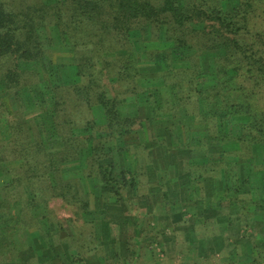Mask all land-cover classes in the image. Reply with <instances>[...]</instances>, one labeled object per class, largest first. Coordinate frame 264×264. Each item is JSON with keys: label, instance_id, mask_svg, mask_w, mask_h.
I'll use <instances>...</instances> for the list:
<instances>
[{"label": "trees", "instance_id": "trees-1", "mask_svg": "<svg viewBox=\"0 0 264 264\" xmlns=\"http://www.w3.org/2000/svg\"><path fill=\"white\" fill-rule=\"evenodd\" d=\"M157 197L236 232L195 229L184 264H264V0H0L8 219L68 221L80 264H162L124 251Z\"/></svg>", "mask_w": 264, "mask_h": 264}, {"label": "crops", "instance_id": "crops-1", "mask_svg": "<svg viewBox=\"0 0 264 264\" xmlns=\"http://www.w3.org/2000/svg\"><path fill=\"white\" fill-rule=\"evenodd\" d=\"M163 199L157 197V200H153L148 204L146 203L143 207L135 208L129 213L130 215L132 214L130 218L133 220L139 217L140 231H138V237H134L136 236L135 233H137L135 225L131 223L128 225L129 230L127 232L128 238L126 244L129 241L128 243L131 247L129 249H124L127 254L133 253L134 249L139 251L141 246L152 244L154 247L153 249L149 246L145 249L155 251L162 261V264H164L165 259L169 258L189 260L186 256L193 254L192 248L180 246L177 250L176 247L179 241L177 234L180 231L183 232L184 239L181 242L182 244L184 243L185 246L189 240L195 237V229L198 231H202L203 229L215 231L214 234H220V230L222 229L226 231V235L231 234L230 237L236 235L233 226L226 228V219L221 218V212L213 208H206L205 205L204 207L200 206L201 204L197 206V208L192 207V210L188 209L190 210L189 213L183 216L181 220L183 224H180L179 215L182 209L179 210L177 200L175 201V208H173L172 211L165 206L164 208L161 207L160 204L166 201ZM198 208L201 210L199 211ZM55 210L62 215L56 208ZM67 214L68 213L64 214V216ZM200 214L202 215L200 216ZM197 216H200V219L197 220L198 222L203 221V219L207 220L203 221L204 224H195V217ZM215 218L218 219L215 220ZM213 219L215 221H213ZM197 221L196 223H198ZM61 223L63 229L59 230L58 237L53 235L55 239L52 240V231L48 225H45L44 221L39 224H34L32 222L19 221L13 218L8 219V214L4 211L3 207H0V264H51L52 257L50 248L52 244H58L56 247L59 253L58 264H80L79 250L81 247H79V245H81V234L80 232H75L73 225L68 221H62ZM203 225H205V227ZM166 226L169 227L164 230ZM219 226H221L220 230ZM80 227H82V223H79V230ZM250 231L252 230L249 229V232ZM163 232H166V234H163ZM213 237L214 236H207L205 242L210 243ZM67 240H74L75 243H71L70 241L68 244ZM77 240L79 241L78 243L76 242ZM158 240H162L165 246L167 245L164 248L165 250H163L162 245L157 243ZM168 245H174V248L170 249ZM139 252H141L140 260L147 258V256L144 255V249ZM171 253H174V256H169Z\"/></svg>", "mask_w": 264, "mask_h": 264}, {"label": "rangeland", "instance_id": "rangeland-1", "mask_svg": "<svg viewBox=\"0 0 264 264\" xmlns=\"http://www.w3.org/2000/svg\"><path fill=\"white\" fill-rule=\"evenodd\" d=\"M159 194L158 196H163L162 195V189L161 190H158V191H156V194ZM171 200V199H170ZM172 201V200H171ZM161 205V207L162 208H164V206H166L167 207V205L165 204V203H163V204H160ZM170 205H172V202L170 203ZM52 206L53 207H55L60 213H62V214H66V213H70V210H69V208L68 207H65L64 205H63V202L61 201V200H56V201H54L53 203H52ZM180 210V209H179ZM181 220L182 219H180V224H183V223H181ZM204 220H207V219H203V221ZM203 221H200L199 223H197L198 225H200V224H204V222ZM206 225V224H205ZM176 232V231H175ZM177 238H178V244H177V250H178V248L180 247V246H183V244H182V240L184 239V236H183V232L182 231H180L178 234H177ZM181 242V243H180ZM169 256H174V253H171ZM187 261H184V260H182V259H165L164 260V264L166 263V264H184V263H186Z\"/></svg>", "mask_w": 264, "mask_h": 264}]
</instances>
